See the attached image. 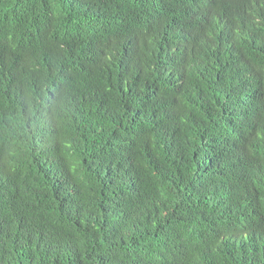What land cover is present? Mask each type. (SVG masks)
Instances as JSON below:
<instances>
[{
    "label": "trees",
    "instance_id": "obj_1",
    "mask_svg": "<svg viewBox=\"0 0 264 264\" xmlns=\"http://www.w3.org/2000/svg\"><path fill=\"white\" fill-rule=\"evenodd\" d=\"M47 6L0 15V264H264L258 0Z\"/></svg>",
    "mask_w": 264,
    "mask_h": 264
},
{
    "label": "clouds",
    "instance_id": "obj_2",
    "mask_svg": "<svg viewBox=\"0 0 264 264\" xmlns=\"http://www.w3.org/2000/svg\"><path fill=\"white\" fill-rule=\"evenodd\" d=\"M29 0H3V7L0 6V15L8 19L7 12H13L18 16L20 25L31 33H46L56 35L58 33H65L68 30V22L66 17L62 14L56 15L52 6H47L43 10H32L27 8ZM258 6L264 15V0H258ZM41 12V13H39ZM230 16L233 22L240 23L242 17L234 16L231 12ZM83 18V17H81ZM243 18L249 21L252 26V34H260L262 31L263 22L257 14L248 12L243 14ZM120 30H117V32ZM121 34V33H120ZM128 34H134L129 31ZM20 39L8 34V31L0 29V54L5 55L9 50L24 49L26 43H21Z\"/></svg>",
    "mask_w": 264,
    "mask_h": 264
}]
</instances>
